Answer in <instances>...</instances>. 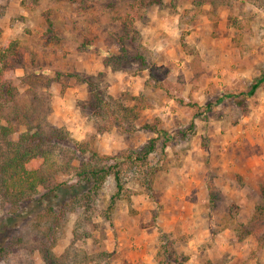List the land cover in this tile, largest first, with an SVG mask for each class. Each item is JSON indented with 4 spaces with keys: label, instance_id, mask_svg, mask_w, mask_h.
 Instances as JSON below:
<instances>
[{
    "label": "rangeland",
    "instance_id": "374dc122",
    "mask_svg": "<svg viewBox=\"0 0 264 264\" xmlns=\"http://www.w3.org/2000/svg\"><path fill=\"white\" fill-rule=\"evenodd\" d=\"M10 40L25 49L18 103L125 162L110 221L112 175L90 237L74 238L69 214L57 257L69 249L70 264H264V83L248 95L264 73V0H0V48ZM85 78L109 112L134 107V132L94 116ZM81 159L91 157L73 166ZM54 202L33 197L13 216L0 209V264H43L33 240L46 227L34 219ZM256 216L263 225L241 237Z\"/></svg>",
    "mask_w": 264,
    "mask_h": 264
},
{
    "label": "trees",
    "instance_id": "16d2710c",
    "mask_svg": "<svg viewBox=\"0 0 264 264\" xmlns=\"http://www.w3.org/2000/svg\"><path fill=\"white\" fill-rule=\"evenodd\" d=\"M24 54L25 49L17 41H6L0 48V120L5 123L0 126V209L3 214L13 216L33 197L53 195L55 199L53 205L35 215L34 222L39 226L45 225L46 228L42 236L34 238L33 247L41 254L43 264H70L72 260L71 256L69 257V249L59 257L53 253L58 241L56 234L63 229L69 214H73L74 238L90 237L95 227L92 224V216L98 210L99 192L107 177L112 175L116 191L105 210V219L110 221L116 198L123 191L120 167L125 162L121 156L97 155L88 148L86 142H78L69 137L67 131L50 126L45 116L39 115L37 108L34 110L31 106L18 103L17 99L21 96L18 89L27 82L16 77L15 70L22 67ZM83 82L93 92L90 107L94 109V116L98 119L109 117L110 125L121 133L134 132L132 123L137 118L134 107L124 108L119 105L118 115L112 110L109 112L102 94L92 90L94 84L88 78ZM262 83L264 73L252 85L248 95ZM32 98L35 101L39 99L36 94H33ZM49 112L51 111L48 110ZM21 128L25 131L19 132ZM99 129L97 131L99 134L107 130L105 125H99ZM16 134L18 138L13 140L12 136ZM150 142L152 144L154 141ZM152 150L153 146L145 147L141 156L135 159L130 156L127 158L129 162H136L145 159ZM87 153L91 159L89 161L81 159L80 167H74L72 161L75 157H82ZM110 161L113 164H106ZM61 175L74 177L76 182L58 180ZM79 185H85V188L77 190ZM262 196L264 197V189ZM262 225L261 218L256 216L250 225L240 226L243 229L241 237L255 232ZM21 241L17 238L11 243ZM205 264L220 263L208 261Z\"/></svg>",
    "mask_w": 264,
    "mask_h": 264
},
{
    "label": "crops",
    "instance_id": "0c3cea01",
    "mask_svg": "<svg viewBox=\"0 0 264 264\" xmlns=\"http://www.w3.org/2000/svg\"><path fill=\"white\" fill-rule=\"evenodd\" d=\"M65 103V102H64ZM237 246H239V245H237Z\"/></svg>",
    "mask_w": 264,
    "mask_h": 264
}]
</instances>
